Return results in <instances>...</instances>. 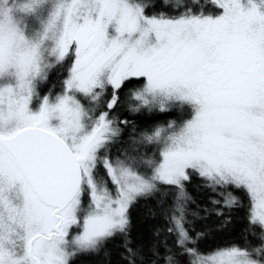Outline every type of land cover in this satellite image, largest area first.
Masks as SVG:
<instances>
[{
	"label": "snow or ice",
	"instance_id": "obj_1",
	"mask_svg": "<svg viewBox=\"0 0 264 264\" xmlns=\"http://www.w3.org/2000/svg\"><path fill=\"white\" fill-rule=\"evenodd\" d=\"M0 264H264V0H0Z\"/></svg>",
	"mask_w": 264,
	"mask_h": 264
}]
</instances>
